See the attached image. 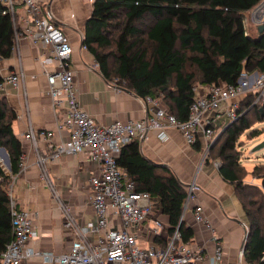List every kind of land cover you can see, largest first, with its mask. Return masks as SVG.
Here are the masks:
<instances>
[{"label":"trees","instance_id":"16d2710c","mask_svg":"<svg viewBox=\"0 0 264 264\" xmlns=\"http://www.w3.org/2000/svg\"><path fill=\"white\" fill-rule=\"evenodd\" d=\"M260 1L95 0L84 45L107 79L116 78L143 99L159 97L170 112L186 119L197 96L196 85L235 84L244 71L264 72V29L252 35L245 23L246 13ZM4 8L0 2L1 59L12 56L16 30L13 16L4 14ZM255 98L248 93L240 99V115L210 147L209 157L220 159L219 172L234 186L245 212L247 262L264 264V163L247 170L238 149L243 133L259 134L250 115L264 120V105L253 104ZM16 118L9 101L0 96V147L6 148L11 160V175L0 164V255L12 238L8 188L19 172L23 153L22 141L14 131ZM194 147L200 150V142ZM117 163L138 190L150 193L155 211L167 216L166 235L178 228L183 241L189 243L194 229L182 217L188 187L175 171L146 157L138 139L122 147ZM247 175L260 183L247 180Z\"/></svg>","mask_w":264,"mask_h":264},{"label":"built area","instance_id":"2783aa9c","mask_svg":"<svg viewBox=\"0 0 264 264\" xmlns=\"http://www.w3.org/2000/svg\"><path fill=\"white\" fill-rule=\"evenodd\" d=\"M50 1L0 0L5 5L3 13L13 16L15 44L21 38H29L48 48L42 59L47 91L55 109H64L59 127L69 132L66 139L56 142L52 132L30 126L24 136L31 139L36 147L40 140L48 143L47 150L37 149V163L42 168L43 176H47V165L64 155L86 152L97 163L99 172L90 178L93 191L91 204L96 216L85 224H79L70 208L61 203L65 210V226L74 234L70 247L61 253L29 247L30 240L38 234L34 214L28 208L17 207L12 182L8 188L12 238L0 255V264H24L34 256L51 264H203L206 258L208 264H221L223 242L203 207L196 206L193 216L196 222L205 224L213 231L215 247L211 255H206V249L201 245L184 242L178 228L171 236L165 234L166 225L157 216L150 193L137 189L136 182L118 165L117 157L123 146L136 139L142 140L150 129H156L160 138L167 140L169 128L179 130L189 145H194L201 133L205 138L206 157L219 132L216 118L223 103H226L230 120L238 118L239 101L248 93L256 95L253 104L264 105V72L244 71L237 83L202 85L205 89L203 92H200V86H195L197 96L190 105L186 119H179L170 112L159 97L147 96L144 99L149 105L147 116L101 124L80 102L72 62L73 45L64 29L56 23L49 8ZM88 2L93 4L95 0ZM246 21L256 29L264 23V0L246 13ZM50 65H54V68H50ZM25 84L23 69L9 71L1 76L0 96L9 87L21 90ZM25 168L22 153L19 172L12 180L15 181ZM196 189L195 181L191 182L184 211L190 200L195 198ZM55 195L59 197L58 193ZM142 239L147 242L145 247L141 246ZM161 239L165 240V244Z\"/></svg>","mask_w":264,"mask_h":264},{"label":"crops","instance_id":"0c3cea01","mask_svg":"<svg viewBox=\"0 0 264 264\" xmlns=\"http://www.w3.org/2000/svg\"><path fill=\"white\" fill-rule=\"evenodd\" d=\"M49 8L56 23L72 42L75 84L83 108L101 124H110L116 119L147 116L149 105L144 99L128 91L116 78L107 79L99 64L96 65L94 54L84 45L93 4L88 0H51ZM47 50V47L29 38H21L15 44L10 58H0V76L19 69H23L26 75L24 89L9 87L3 96L17 113L14 131L22 141L26 164L19 177L11 181L14 200L18 208H28L33 212L38 230L28 245L61 253L70 247L74 239L72 230L65 226L62 204L70 208L79 224L95 218L90 178L99 172V166L86 152L64 155L51 161L47 165V176H43L42 168L37 163V149L47 150L48 143L40 140L36 147L31 139L24 136L30 126L52 132L56 142L69 135L67 129L59 127L64 109H55L47 91V79L42 69V59ZM50 68H54V65H50ZM199 90L203 92L205 89L200 85ZM224 111H227L226 103H223L220 113ZM224 117L217 119V123H221L220 129L230 121L229 118L225 123ZM167 133L169 138L163 140L156 129H150L145 138L140 140L141 149L151 161L170 166L187 187L195 181V198L190 200L183 217L194 229V237L189 244L205 247L206 255L214 252L213 231L205 224L196 222L193 216V209L201 205L223 242L221 264H249L241 251L248 229L246 215L236 197L234 186L225 181L219 172V159L208 155L205 157V138L201 133L198 140L200 150L187 144L179 130L169 128ZM250 180L253 181V178ZM55 193H58V198ZM156 214L165 225L168 224L167 216L158 212ZM24 264L51 263L34 256ZM203 264H208L207 258Z\"/></svg>","mask_w":264,"mask_h":264},{"label":"rangeland","instance_id":"374dc122","mask_svg":"<svg viewBox=\"0 0 264 264\" xmlns=\"http://www.w3.org/2000/svg\"><path fill=\"white\" fill-rule=\"evenodd\" d=\"M20 6H18V10H20ZM246 26L248 31L254 35L256 32V28L251 25L250 22L246 21ZM200 85H196V87H199ZM222 108V107H221ZM220 116H225V123L229 121V115L227 111H224L218 115L216 118V126L218 125V130L220 129V122L217 123V119ZM251 117V122H252V127L253 129H258L259 134L256 136H251L249 135L248 132L243 133L239 139V144H238V149L241 152V162L242 164L246 167L247 170H251L253 168V165L257 163H264V146L261 147L258 150L252 151L253 147L257 144H260L264 142V120L262 121H257L255 120V117L253 115H250ZM222 129V127H221ZM220 129V130H221ZM2 156L6 159V156L2 154ZM209 156V153H208ZM3 162V161H2ZM3 164L6 165V160L3 162ZM218 164L220 165V159L218 160ZM253 178V181H256L257 183H260L259 179L254 178L251 175H247L246 179L250 180ZM147 245V242L144 241L143 239L141 240V246L145 247Z\"/></svg>","mask_w":264,"mask_h":264},{"label":"water","instance_id":"95a60500","mask_svg":"<svg viewBox=\"0 0 264 264\" xmlns=\"http://www.w3.org/2000/svg\"><path fill=\"white\" fill-rule=\"evenodd\" d=\"M264 29V23L261 24L258 28L259 32H261L262 30ZM128 91H131L129 89H127ZM237 119V118H236ZM236 119H232L230 120L217 134V136L215 137V139L213 140L211 146H213L217 140L220 138V136L222 135V133L224 132V130L226 129V127H228L230 124H232ZM147 133H145V135L142 137V139L145 138ZM264 146V142L260 143V144H257L253 147L252 151H255V150H258L260 149L261 147ZM0 151L2 154H4L6 156V165L3 164V162L1 161L0 159V164L3 166V168L6 170V174L7 175H11V160H10V156H9V153L8 151L6 150V148L4 147H0ZM249 235V231L248 229H246V232H245V237H244V241H243V245L241 247V251L243 252L244 249H245V245H246V240H247V237Z\"/></svg>","mask_w":264,"mask_h":264},{"label":"bare ground","instance_id":"6f19581e","mask_svg":"<svg viewBox=\"0 0 264 264\" xmlns=\"http://www.w3.org/2000/svg\"><path fill=\"white\" fill-rule=\"evenodd\" d=\"M0 158H1V161L5 162L6 159L2 156L1 151H0Z\"/></svg>","mask_w":264,"mask_h":264}]
</instances>
